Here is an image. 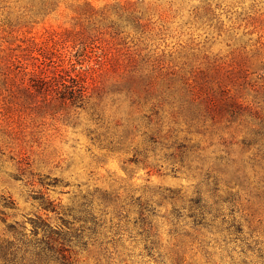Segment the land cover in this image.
I'll return each instance as SVG.
<instances>
[{
	"label": "rangeland",
	"instance_id": "obj_1",
	"mask_svg": "<svg viewBox=\"0 0 264 264\" xmlns=\"http://www.w3.org/2000/svg\"><path fill=\"white\" fill-rule=\"evenodd\" d=\"M4 242L264 264V0H0Z\"/></svg>",
	"mask_w": 264,
	"mask_h": 264
},
{
	"label": "trees",
	"instance_id": "obj_2",
	"mask_svg": "<svg viewBox=\"0 0 264 264\" xmlns=\"http://www.w3.org/2000/svg\"><path fill=\"white\" fill-rule=\"evenodd\" d=\"M46 238L51 239L52 235L56 233L55 230H53L52 228L48 227L46 228ZM47 241V240H46ZM44 242L46 245V248L49 252H51L53 250L52 246H49L48 241ZM19 249L16 248V246L11 243V242H4V243H0V253L2 254L3 257H6V255H12L13 257L16 256L17 251ZM37 256H39V254H37Z\"/></svg>",
	"mask_w": 264,
	"mask_h": 264
}]
</instances>
